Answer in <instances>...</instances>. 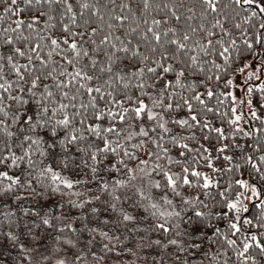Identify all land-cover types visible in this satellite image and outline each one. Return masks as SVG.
Listing matches in <instances>:
<instances>
[{
    "label": "snow or ice",
    "instance_id": "1",
    "mask_svg": "<svg viewBox=\"0 0 264 264\" xmlns=\"http://www.w3.org/2000/svg\"><path fill=\"white\" fill-rule=\"evenodd\" d=\"M264 0H0V264H264Z\"/></svg>",
    "mask_w": 264,
    "mask_h": 264
},
{
    "label": "trees",
    "instance_id": "2",
    "mask_svg": "<svg viewBox=\"0 0 264 264\" xmlns=\"http://www.w3.org/2000/svg\"><path fill=\"white\" fill-rule=\"evenodd\" d=\"M261 114H264V113H261Z\"/></svg>",
    "mask_w": 264,
    "mask_h": 264
}]
</instances>
